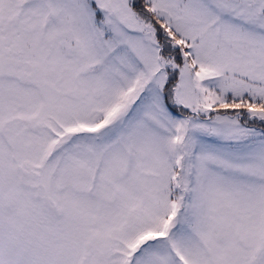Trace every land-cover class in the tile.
<instances>
[{"label":"snow or ice","instance_id":"1","mask_svg":"<svg viewBox=\"0 0 264 264\" xmlns=\"http://www.w3.org/2000/svg\"><path fill=\"white\" fill-rule=\"evenodd\" d=\"M0 264H264V0H0Z\"/></svg>","mask_w":264,"mask_h":264}]
</instances>
